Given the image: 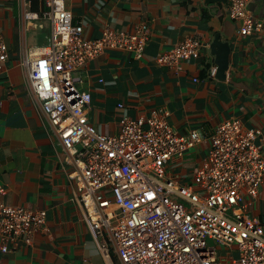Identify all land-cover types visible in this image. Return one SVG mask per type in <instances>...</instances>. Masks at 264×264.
I'll return each mask as SVG.
<instances>
[{
	"label": "built area",
	"instance_id": "obj_1",
	"mask_svg": "<svg viewBox=\"0 0 264 264\" xmlns=\"http://www.w3.org/2000/svg\"><path fill=\"white\" fill-rule=\"evenodd\" d=\"M35 1L17 0L22 23L43 27L51 20L52 42L36 49L24 40L19 62L26 91L63 148L83 220L99 250L118 257L110 264H264V221L247 214L264 184V157L256 144L262 129L232 118L208 136L198 130L181 134L167 109L153 108L149 116H120L115 133L99 131L88 117L92 94L77 86L75 72L109 49L142 58L149 26L104 28L100 37L87 39L65 0H38L43 8L37 11ZM250 3L230 0L227 10L244 36L264 27ZM199 46L197 38L187 37L156 60L173 66L197 58ZM8 58L0 35V70ZM215 75L214 68L210 77ZM202 143L207 156L183 169L184 155ZM5 194L0 185V248L9 252L47 231L46 211L8 204Z\"/></svg>",
	"mask_w": 264,
	"mask_h": 264
},
{
	"label": "crops",
	"instance_id": "obj_2",
	"mask_svg": "<svg viewBox=\"0 0 264 264\" xmlns=\"http://www.w3.org/2000/svg\"><path fill=\"white\" fill-rule=\"evenodd\" d=\"M229 1L65 0L73 23L83 25L87 39L100 37L104 28L133 31L142 23L149 26L142 58L109 49L75 72L77 86L92 94L88 117L98 130L115 133L120 116H149L153 108L167 109L169 122L181 134L198 130L208 136L223 120L238 118L245 127L262 129L256 144L264 157V27L252 36L242 35L227 15ZM250 7L264 22V0H251ZM19 8L17 0H0V35L9 46L0 70V185L6 188L8 204L44 209L47 231L35 234L29 245L20 243L9 252L0 248V264L118 262L113 251L108 257L99 250L88 230L63 148L26 91L19 62L23 42L36 49L49 46L52 27L25 26ZM41 8L36 0L32 10ZM216 33L231 48L225 79L210 77L214 68L217 72L210 49ZM187 37L200 41L197 58L173 66L157 62L161 52ZM207 152L202 143L185 155L198 157L195 168ZM185 155L182 168L193 169L184 167ZM247 214L264 221V184L257 206Z\"/></svg>",
	"mask_w": 264,
	"mask_h": 264
},
{
	"label": "water",
	"instance_id": "obj_3",
	"mask_svg": "<svg viewBox=\"0 0 264 264\" xmlns=\"http://www.w3.org/2000/svg\"><path fill=\"white\" fill-rule=\"evenodd\" d=\"M228 0H207V3L227 2ZM211 53L215 56V63L217 65L216 77L218 79H225L226 72L229 67L230 44L228 41L221 39V34L216 33L211 44Z\"/></svg>",
	"mask_w": 264,
	"mask_h": 264
},
{
	"label": "rangeland",
	"instance_id": "obj_4",
	"mask_svg": "<svg viewBox=\"0 0 264 264\" xmlns=\"http://www.w3.org/2000/svg\"><path fill=\"white\" fill-rule=\"evenodd\" d=\"M43 26H45V28L44 29H51V27H52V24H51V20H44L43 21ZM39 27V26H38ZM198 157L195 155V154H193V153H189L188 155H185V160H184V167L185 168H187V167H192V168H194V166H195V163H196V159H197ZM226 252V251H225ZM224 252V253H225ZM225 255V254H224ZM225 262V261H224Z\"/></svg>",
	"mask_w": 264,
	"mask_h": 264
}]
</instances>
